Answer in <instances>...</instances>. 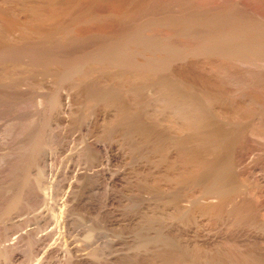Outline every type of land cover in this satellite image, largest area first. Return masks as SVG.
Segmentation results:
<instances>
[{
  "label": "bare ground",
  "instance_id": "obj_1",
  "mask_svg": "<svg viewBox=\"0 0 264 264\" xmlns=\"http://www.w3.org/2000/svg\"><path fill=\"white\" fill-rule=\"evenodd\" d=\"M29 103L44 110L28 112L34 125L58 106L67 120L95 115L137 158L155 264L264 256V183L241 166L264 152V0H0V104ZM202 217L220 237L176 235Z\"/></svg>",
  "mask_w": 264,
  "mask_h": 264
},
{
  "label": "rangeland",
  "instance_id": "obj_2",
  "mask_svg": "<svg viewBox=\"0 0 264 264\" xmlns=\"http://www.w3.org/2000/svg\"><path fill=\"white\" fill-rule=\"evenodd\" d=\"M30 104L23 105L27 108L15 105L22 111L14 108V104H11L14 109L9 104L3 106L0 104V264H155L153 249L149 243L153 238L150 235L153 233L145 226L146 213L148 214L149 205L152 204L149 203L151 201L144 190L136 192L132 185L139 164L136 162L137 158L131 157L130 152H125L118 139L114 140L117 142L115 143L111 141L112 136H108L111 138L109 140L101 133L102 129L97 128L100 120H97L95 115L94 117L91 115L89 119H82L79 116L81 120H78L79 118L74 119L75 121L67 120L64 119L66 115L62 114L61 106H58L53 109L52 118L47 122L41 123V120L35 119L39 120H34L35 126L33 121V123L26 121L31 118L28 112H32L33 115L39 113L41 109ZM12 111L14 115L19 114L16 115L17 118L13 116ZM15 119L19 120V123ZM13 121L19 124L18 127ZM91 122L93 123L90 124ZM25 123H28L27 127L31 126L30 131H27ZM17 129L22 131L20 132L22 135L18 134ZM23 130L27 132L24 131V135ZM97 137L102 138L98 140ZM33 143L40 147L35 148ZM22 147L26 152L22 151ZM34 149L37 150L32 152ZM245 153L248 155L243 158L241 166L244 171L246 170L248 181H251L248 183L253 182L252 185H255L260 179L259 182L263 184L264 152ZM118 178L123 182H119ZM126 184L127 186L130 184L128 187L133 190L128 189ZM262 195L260 198H264V191ZM262 200L264 202V199ZM207 218L202 217L199 221L189 223L190 225L183 224L184 233L179 229L176 235L180 234L179 237L183 240L189 238L190 240L185 239L186 242L192 240L194 242L197 237L198 243L202 239L215 238L216 235L220 237L221 221L218 222L219 220L214 218L215 222ZM261 227L262 230L259 227L256 230L259 234L260 230L264 231V226ZM145 243L152 251L148 250L150 248L144 245ZM255 248L254 251L250 249L254 255L258 247ZM234 249L232 248L233 251ZM228 250L231 256L233 253L231 247ZM225 252L228 254L227 250H224L222 255H225ZM237 253H235L237 256L242 255L241 251ZM260 253L258 252L255 257L254 255L251 257V254L249 259L254 260H249L250 263L247 261L246 264L252 262L263 264L264 256L259 257L261 263L258 258ZM215 256L217 257L216 252ZM256 258L259 261L256 260L257 263ZM219 261L217 264L221 263ZM243 261L245 264V260L241 262ZM228 263L229 261H224L221 264Z\"/></svg>",
  "mask_w": 264,
  "mask_h": 264
}]
</instances>
